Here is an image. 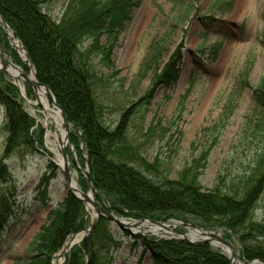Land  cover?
Listing matches in <instances>:
<instances>
[{"label": "trees", "instance_id": "obj_1", "mask_svg": "<svg viewBox=\"0 0 264 264\" xmlns=\"http://www.w3.org/2000/svg\"><path fill=\"white\" fill-rule=\"evenodd\" d=\"M55 1L0 0V17L25 51L37 82L48 87L77 132L70 135V140L77 149L83 147L97 200L120 217L164 222L175 219L202 229H220L226 239L237 241L242 261L259 260L264 264V220L252 218L254 207L264 194V78L252 91L255 115L246 119L240 137L250 155L246 167L234 173L218 172L209 189L201 187L196 170L190 172L197 162L170 179L160 175L157 158L148 159L139 142L127 140V132L132 117L141 107L149 106L155 89H171L176 83L181 46L170 52L160 69L169 49V35L150 42L130 83L135 93L152 73L149 87L140 97L134 94V101L119 109L118 118L110 127L103 120L101 87L106 78L101 68L111 70V76L119 74L110 58L112 48L139 1L67 0L60 17L52 19ZM225 3L221 0L215 7L219 9ZM16 95L15 86L0 75V106L7 122L8 153L18 148H35V142L41 144L43 134L41 128L36 135L30 131L34 120L22 110ZM233 111L230 103L221 116L228 119ZM152 130L144 136L152 134ZM9 176L7 165L0 162V240L13 211L14 188L7 192L3 189L10 182ZM79 184L83 190L88 189L85 180ZM40 186L37 192L46 195L45 190H38ZM40 198L43 201V196ZM84 227L83 204L68 194L48 211L47 225L32 241L30 254L16 258L12 264H50L66 239ZM121 236L125 235H113L109 221L100 217L90 233L68 250L63 264H113V254L122 244ZM141 240L152 264H228L220 252L208 245L146 237Z\"/></svg>", "mask_w": 264, "mask_h": 264}, {"label": "rangeland", "instance_id": "obj_2", "mask_svg": "<svg viewBox=\"0 0 264 264\" xmlns=\"http://www.w3.org/2000/svg\"><path fill=\"white\" fill-rule=\"evenodd\" d=\"M137 1L139 5L132 11L131 21L117 36L111 52L110 58L119 74L114 77L111 76V70L101 68L106 78L101 87L105 102L103 120L112 127L118 118L119 109L133 102L134 94L140 97L146 91L152 73L147 75L135 93L130 83L140 68L150 42L169 35V49L163 56L160 69L170 52L180 45L181 63L177 81L171 89H155L149 106L141 107L132 117L127 140L139 142L148 159L157 158L160 175L164 174L170 179H175L183 169L197 162L190 172L196 170L201 187L209 189L218 172L226 170L234 173L245 168L250 160L240 137L246 119L255 115L252 91L264 78V0H225L226 3L219 9L215 3L221 0ZM66 3L67 0H56L52 4V19L60 17ZM0 47L13 65L29 74L24 63L14 56L1 29ZM246 70L247 75L244 77ZM0 75L6 83L15 86L11 79L1 72ZM23 83L24 97L33 103V91L26 82ZM16 94L17 103L34 120L32 112H39L40 107L24 103L17 88ZM230 103L234 105V111L228 119H224L221 116L223 109ZM6 123L4 110L0 106V162L7 165L10 175V182L3 189L7 192L14 188L12 215L4 238L0 240V264H12L16 258L30 254L32 241L41 227L47 225L48 211L62 203L69 194L61 172L51 162L45 149L44 131L40 145L35 142V148L29 151L18 148L8 153L5 150ZM40 128V124L34 120L30 131L36 135ZM148 130H152V134L144 136ZM75 132L71 127L69 141L75 148L77 165L84 169L85 153L79 151L80 146L77 149L70 140V135ZM66 152L71 160L69 148ZM72 169L76 173L78 190L88 193L89 187L86 190L80 187V181L85 178L73 163ZM39 185L38 190H45L46 195L37 192ZM42 196L43 201L40 198ZM104 203L107 206L106 201ZM83 210L85 227L82 230H85L91 223V217L84 205ZM252 214L256 221L264 220V194ZM121 218H127V222L140 221ZM172 221L181 222L168 219L164 224L172 225ZM109 225L113 235H125L121 236L122 244L113 254V264H152L141 237L161 239L149 232L144 233L148 226L136 227L140 234L131 235L113 222H109ZM211 230L225 238L220 229ZM181 232L189 234L188 230ZM170 237L165 233L164 238ZM226 240L232 245L238 263L246 264L239 257L237 241L234 238ZM209 248L220 252L227 260L224 249ZM58 261V258L51 259L50 264H59Z\"/></svg>", "mask_w": 264, "mask_h": 264}, {"label": "water", "instance_id": "obj_3", "mask_svg": "<svg viewBox=\"0 0 264 264\" xmlns=\"http://www.w3.org/2000/svg\"><path fill=\"white\" fill-rule=\"evenodd\" d=\"M0 23L2 25V27H5L6 29H8V27L6 26V24L4 23V21L1 19L0 17ZM11 36L13 37V33L10 31ZM14 39V38H13ZM14 41L16 43H18V41L16 39H14ZM22 52L24 53V57H25V62L24 65L26 66L28 72H32L33 75V81H29L27 79V74H25L24 72H22L17 66L13 65L12 66L19 70L21 73V77L22 80L25 81L30 88L33 90L34 87H39V88H43L45 90V92L47 93V95L49 96V99L51 101V103L59 110L60 112V116L64 122V128L66 129L67 132V143L69 146V151L71 152V161L73 163V165L75 166V169L79 172L80 175H82L85 180L88 183V187H89V192L88 193H83L79 190V197L76 196L68 187V193L74 197L75 199H77L79 202H81L85 207H86V203H89L92 208L95 211V219L93 221H91L89 227L83 231H80L74 235H72L70 238H73L79 234H81V238L77 241V242H71L70 244L65 243L63 245V247L61 248V250L53 256L52 259H56V258H60L63 262L64 260V254L75 244H79L81 242V240L86 237L90 231L94 228V226L96 225L98 219L100 217L105 218L106 220L115 223L120 229L125 230L126 232L130 233L131 235H136V234H140L138 231H136V227L139 228V225L141 223H149L152 225H156V226H160L162 227L164 230H166V233L169 234L171 237L170 238H164V237H159V239H174V240H180V241H184L190 245L193 246H197V245H208L211 246L213 248L219 249L221 251H223V248H229L232 250V245L223 237L219 236L218 234H215L214 230H203L202 228H199L195 225H192L190 223H184V222H179L176 223V225L174 226V221H172V225H165V222L162 221H155L149 218H142L140 219V221H133V222H127V218H121V217H117L116 215H114L109 208L103 206L98 200H95V190L93 188V185L91 183L90 180V175L88 172V167H87V161L85 159V168L81 169L75 160V148L72 144H70L69 141V133H70V129L72 127V125L70 123H68V121L66 120V117L62 111V109L60 108V106H58L55 103L54 97L52 95V93L50 92V90L48 89V87H46L45 85H42L40 83L37 82V80L35 79V71L34 68L30 62V60L28 59L25 51L21 48ZM0 72L4 74L3 71L0 70ZM14 85L16 86V83L14 82ZM17 87V86H16ZM17 89L19 90L20 96L22 98V100L24 101V103H26L27 105H31L32 103H30L25 97H24V92L23 90L20 91L21 89H19L17 87ZM82 149V146L79 148V150ZM62 155L64 157V159L67 158V152L66 150L62 151ZM62 176L66 182V185L68 186L70 183V177L68 175V171L65 168L62 171ZM168 223V222H167ZM135 230V231H134ZM182 230H188L190 232H192L193 230L200 232V239H195V240H189L186 238L187 234L182 233ZM172 234H176L179 235L180 237H175L172 236ZM231 256H234V254H232ZM227 260H228V264H231V258L230 256L227 255ZM240 264V263H239ZM246 264H263L261 261L259 260H252L250 262H247Z\"/></svg>", "mask_w": 264, "mask_h": 264}, {"label": "bare ground", "instance_id": "obj_4", "mask_svg": "<svg viewBox=\"0 0 264 264\" xmlns=\"http://www.w3.org/2000/svg\"><path fill=\"white\" fill-rule=\"evenodd\" d=\"M0 29L2 33L7 37L9 41V45L11 46L13 52L16 56L22 61L25 62L24 53L21 50V47L18 43H16L13 37L10 34V31L5 27H2L0 23ZM0 70L4 72L5 76L11 79L16 83V86L24 90L25 81L22 80L21 73L19 70L15 69L12 66L11 59L3 52L0 47ZM27 79L29 81H33L32 72L27 75ZM34 102L31 105H37L40 107L39 112L35 113L33 110L32 117L34 120L40 124L44 131V146L47 153L50 155L51 162L57 167V169L62 173V171L66 168L68 171V175L70 177V183L67 186L76 196L79 197V190L76 185L75 177L76 173L72 169V161L68 158L64 159L62 155V151L69 148L67 143V132L64 128V122L60 116L59 110L51 103L49 96L45 92L43 88L34 87L33 88ZM87 211L91 217V221L95 219V211L89 203H86ZM176 223H174V226ZM148 226V230H144V233L149 232L157 237H164L166 230H164L160 226L149 225L147 223H141L139 227ZM135 231V230H134ZM81 234L69 238L67 240V244L71 242H77L81 238ZM172 236L180 237L179 235L172 234ZM200 232L193 230L189 234L186 235V238L189 240L200 239ZM226 255L230 256L231 264H239L233 250L229 248H223ZM234 254V256H231ZM60 263V260L58 261Z\"/></svg>", "mask_w": 264, "mask_h": 264}]
</instances>
